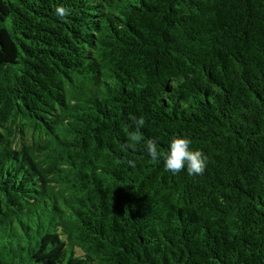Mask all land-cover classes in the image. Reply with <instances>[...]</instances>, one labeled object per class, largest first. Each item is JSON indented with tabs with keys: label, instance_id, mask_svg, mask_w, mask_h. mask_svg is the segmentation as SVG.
Returning a JSON list of instances; mask_svg holds the SVG:
<instances>
[{
	"label": "trees",
	"instance_id": "obj_1",
	"mask_svg": "<svg viewBox=\"0 0 264 264\" xmlns=\"http://www.w3.org/2000/svg\"><path fill=\"white\" fill-rule=\"evenodd\" d=\"M0 264H264V0H0Z\"/></svg>",
	"mask_w": 264,
	"mask_h": 264
},
{
	"label": "clouds",
	"instance_id": "obj_2",
	"mask_svg": "<svg viewBox=\"0 0 264 264\" xmlns=\"http://www.w3.org/2000/svg\"><path fill=\"white\" fill-rule=\"evenodd\" d=\"M55 15L65 20L70 15V9L63 5L55 9ZM136 126V130L128 134L127 147L135 150L137 144L143 141V136L140 129L145 125L143 117H136L130 115L129 117ZM192 141L183 136H175L169 143V149L163 156L164 170L173 175L179 174L183 170H187L189 175L195 176L202 174L206 167L207 157L201 150H193L191 148ZM145 148L152 161H158L161 158V153L158 151L157 141L155 139H148L145 143ZM129 165L135 167V161H127Z\"/></svg>",
	"mask_w": 264,
	"mask_h": 264
}]
</instances>
